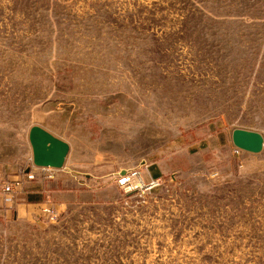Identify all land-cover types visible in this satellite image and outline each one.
<instances>
[{
    "label": "rangeland",
    "instance_id": "1",
    "mask_svg": "<svg viewBox=\"0 0 264 264\" xmlns=\"http://www.w3.org/2000/svg\"><path fill=\"white\" fill-rule=\"evenodd\" d=\"M31 125L95 200L8 217ZM0 264H264V0H0Z\"/></svg>",
    "mask_w": 264,
    "mask_h": 264
},
{
    "label": "water",
    "instance_id": "2",
    "mask_svg": "<svg viewBox=\"0 0 264 264\" xmlns=\"http://www.w3.org/2000/svg\"><path fill=\"white\" fill-rule=\"evenodd\" d=\"M27 140L31 150V162L35 167L58 169L68 151V144L38 125H31L27 131ZM230 141L234 147L257 153L261 150L263 137L259 132L233 128L230 131ZM27 170H25L26 172ZM121 170L119 175L122 176Z\"/></svg>",
    "mask_w": 264,
    "mask_h": 264
},
{
    "label": "crops",
    "instance_id": "3",
    "mask_svg": "<svg viewBox=\"0 0 264 264\" xmlns=\"http://www.w3.org/2000/svg\"><path fill=\"white\" fill-rule=\"evenodd\" d=\"M44 178V177H43ZM36 178L28 185L20 186L19 193H15V199H19L14 207L7 209L8 217L18 218L22 215L30 214L34 209L40 210L43 205L63 206L70 203H85L96 199V192L84 190H64L58 185L57 176L46 178Z\"/></svg>",
    "mask_w": 264,
    "mask_h": 264
},
{
    "label": "built area",
    "instance_id": "4",
    "mask_svg": "<svg viewBox=\"0 0 264 264\" xmlns=\"http://www.w3.org/2000/svg\"><path fill=\"white\" fill-rule=\"evenodd\" d=\"M51 169H52V168L33 167V169H27V171L24 172L23 175H24V178H25V179H33L34 176L36 175V173H37L38 171H41V170L44 171V170H45V171H44L45 173H43L42 171H41V173H42V175H43L44 178L49 179V178L52 177V174L50 173ZM124 181H126L124 176H119L118 179H117L118 184H122V183H124ZM151 183L154 184L155 182H151ZM125 189H129V186H126ZM3 190H4V192H6L7 194H10L11 192H13V187H12L11 185H6V186L3 188ZM4 199H5V200H10V196H9V195H6ZM41 211H42L43 213H45V212H46V213H49V209H48V208H44V207H43V208L41 209ZM51 214H52V213H51Z\"/></svg>",
    "mask_w": 264,
    "mask_h": 264
},
{
    "label": "trees",
    "instance_id": "5",
    "mask_svg": "<svg viewBox=\"0 0 264 264\" xmlns=\"http://www.w3.org/2000/svg\"><path fill=\"white\" fill-rule=\"evenodd\" d=\"M154 177H156V176H154Z\"/></svg>",
    "mask_w": 264,
    "mask_h": 264
}]
</instances>
